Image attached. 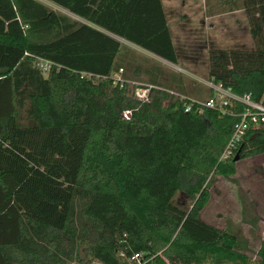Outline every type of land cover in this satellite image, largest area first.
Instances as JSON below:
<instances>
[{
  "label": "trees",
  "instance_id": "obj_1",
  "mask_svg": "<svg viewBox=\"0 0 264 264\" xmlns=\"http://www.w3.org/2000/svg\"><path fill=\"white\" fill-rule=\"evenodd\" d=\"M48 1L95 26L41 0H0V264H139L135 253L142 264L215 253L264 264V242L253 259L236 233L200 217L212 179L237 172L236 156L221 157L238 116L185 112L162 91L142 103L114 85L123 68L187 91L121 40L178 64L163 0ZM220 3L245 10L254 46L210 48L208 79L264 102V0ZM236 152L263 154L264 127ZM180 192L191 209L175 203Z\"/></svg>",
  "mask_w": 264,
  "mask_h": 264
},
{
  "label": "rangeland",
  "instance_id": "obj_2",
  "mask_svg": "<svg viewBox=\"0 0 264 264\" xmlns=\"http://www.w3.org/2000/svg\"><path fill=\"white\" fill-rule=\"evenodd\" d=\"M41 1L58 12L74 16L67 9L48 0ZM163 1L179 54L178 64L121 40L134 49L139 59L144 61L146 58L151 63L159 64L164 71L163 80H169L176 73L183 77L186 93L206 99L212 91L203 83L208 78L209 49L254 46L247 15L242 9L229 11L228 5H223L220 0ZM128 78L150 82L146 76ZM236 166L237 172L234 176H217L212 179L211 198L201 211L200 217L209 224L236 233L244 244L242 251L254 259L264 242V153L242 158ZM193 202L183 192L175 198V203L185 210L191 209ZM70 264H75V260ZM91 264L102 263L93 260ZM196 264L244 263L232 255L215 253L209 259Z\"/></svg>",
  "mask_w": 264,
  "mask_h": 264
},
{
  "label": "built area",
  "instance_id": "obj_3",
  "mask_svg": "<svg viewBox=\"0 0 264 264\" xmlns=\"http://www.w3.org/2000/svg\"><path fill=\"white\" fill-rule=\"evenodd\" d=\"M37 64L45 72H48L53 62L45 58H39ZM112 76L114 85L119 86L121 89L126 88L130 94H134L135 98L142 103H150L155 93L162 91L168 94L169 98L179 100L185 112H202L205 108H217L222 115L233 114L238 116L239 120L234 125L233 135L223 152L221 161H227L238 154L236 150L244 141L249 130L264 127V102L255 100L250 92L240 95L235 93L232 88L225 87L222 83L207 78L203 83L213 91V95L201 99L174 87L151 82H139L140 80L128 78L124 76L123 68ZM238 105L242 106L240 111L235 108ZM130 114V111L126 113L127 116H130ZM131 261L142 264V254L135 253L131 257Z\"/></svg>",
  "mask_w": 264,
  "mask_h": 264
},
{
  "label": "crops",
  "instance_id": "obj_4",
  "mask_svg": "<svg viewBox=\"0 0 264 264\" xmlns=\"http://www.w3.org/2000/svg\"><path fill=\"white\" fill-rule=\"evenodd\" d=\"M163 4H164V1H163ZM164 8H165V4H164ZM242 10H244V9H242ZM69 11V10H68ZM238 11H240V10H238ZM245 11V10H244ZM70 12V11H69ZM165 12H166V14H167V11H166V9H165ZM72 15H74V16H72L73 18H76V19H78V18H80V19H82V20H84L83 22L84 23H90L89 21H87L86 19H84V18H82V17H79V16H77V15H75V14H73L72 12H70ZM246 13V12H245ZM71 16V15H70ZM79 19V20H80ZM247 19V18H246ZM81 20V21H82ZM90 24H92V23H90ZM92 25H94V24H92ZM95 26V25H94ZM132 45H134V44H132ZM136 46V45H135Z\"/></svg>",
  "mask_w": 264,
  "mask_h": 264
},
{
  "label": "water",
  "instance_id": "obj_5",
  "mask_svg": "<svg viewBox=\"0 0 264 264\" xmlns=\"http://www.w3.org/2000/svg\"><path fill=\"white\" fill-rule=\"evenodd\" d=\"M235 160L236 161L240 160V154L239 153L236 155Z\"/></svg>",
  "mask_w": 264,
  "mask_h": 264
}]
</instances>
